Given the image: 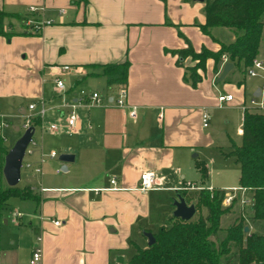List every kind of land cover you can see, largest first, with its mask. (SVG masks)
Wrapping results in <instances>:
<instances>
[{
	"label": "crops",
	"instance_id": "crops-1",
	"mask_svg": "<svg viewBox=\"0 0 264 264\" xmlns=\"http://www.w3.org/2000/svg\"><path fill=\"white\" fill-rule=\"evenodd\" d=\"M203 5L199 0H0L1 117L6 123L7 119L14 121L15 131H20L19 125L24 131L26 117L38 113L43 102L40 125L60 124L53 132L42 130L40 125L34 127L35 131L40 129V139L34 140L26 160L31 166L26 169L37 173L36 168L41 169L40 189L32 188L38 201L20 200L27 224H34L35 229L25 243L22 233L1 236L0 264H30L38 235L42 238L39 264L123 263L118 256L131 242L136 243L142 231L152 233L172 216L171 203L166 216L164 211L154 212L155 196L171 199L181 190L186 203L194 204L197 191L185 188L194 180L189 169L202 188L235 187H208L195 167L197 162L204 163L199 159V148L213 143L208 124L201 125L200 103L211 100L207 94L216 93L211 82L219 70L213 73V62L207 59L204 71H199L201 80L192 87L183 79L188 58L177 66L176 55L170 52L191 39L190 26L198 28L195 23L204 22ZM31 6L36 11H30ZM36 22H42L38 32L32 30ZM211 39L214 51L218 43ZM225 39L230 40L231 35ZM126 59V105L119 107L112 102L116 85L107 88L99 65ZM64 65L70 67L69 72L55 71ZM57 76L67 80L63 93L56 89ZM99 79L104 81L103 91L91 87ZM237 83L242 85L243 79ZM80 85L97 91L103 103L78 106V129L68 133L64 118L60 119L66 110L63 101L65 105L75 102ZM30 104H34L33 110H29ZM3 128L1 145L5 141ZM52 151L55 156H51ZM194 151L199 154H191ZM63 153L73 154V160L57 161ZM2 165L0 155V175ZM62 165L67 169L63 173ZM43 169H47L45 173ZM143 171L155 173L154 188L137 189ZM112 178L115 183H111ZM21 179L22 175L19 182ZM19 182L20 187L30 186ZM54 220L61 224L55 225Z\"/></svg>",
	"mask_w": 264,
	"mask_h": 264
},
{
	"label": "trees",
	"instance_id": "trees-1",
	"mask_svg": "<svg viewBox=\"0 0 264 264\" xmlns=\"http://www.w3.org/2000/svg\"><path fill=\"white\" fill-rule=\"evenodd\" d=\"M204 22L195 25L200 32L210 36L214 27L226 29L231 39L221 41L216 38L218 48L214 51L203 46L194 50L185 39L186 45L170 52L176 55L175 65L182 66L185 59L193 65L184 66L183 79L194 87L201 80L205 61L212 60V71L217 74L224 57L226 62L237 67L243 74L256 57L264 59V0H203ZM100 74L105 78L107 88L126 84L129 60L99 65ZM39 116H33L29 124L38 126ZM240 143L231 144L226 156H230L239 166L238 186L250 196V214L247 221L257 229L250 230L237 217L225 228L220 225L221 216L236 204V199L227 207H222L224 189L201 188L197 191L195 207L204 208L205 214L196 219L183 221L170 216L156 231L152 232L153 243L145 247H135V253L125 264H264V111L244 108L241 111ZM7 153L0 144L3 164ZM195 167L200 179L207 177L203 162ZM184 196V192L177 190ZM37 200L36 192L29 185L22 187H0V208L10 198ZM247 227L244 232L243 228Z\"/></svg>",
	"mask_w": 264,
	"mask_h": 264
},
{
	"label": "rangeland",
	"instance_id": "rangeland-1",
	"mask_svg": "<svg viewBox=\"0 0 264 264\" xmlns=\"http://www.w3.org/2000/svg\"><path fill=\"white\" fill-rule=\"evenodd\" d=\"M193 3H195V5H199L202 2ZM225 32L227 34H225ZM220 34L223 36L221 38V41H228L227 39H225L229 38L230 35H228L227 30L218 27L210 29V35L212 37H219ZM189 35L191 39H188V42L194 50L198 49L201 44H203V47L207 49H213L214 42L212 41L211 37L208 35H203V33L200 32L199 28H194L190 26ZM193 64L194 62L189 60V63L187 65ZM220 70L221 65L219 67V72ZM207 72H209L208 68H206L205 73L207 74ZM214 79L215 77H213L211 83L213 88L217 87L216 93H214L212 96L210 94H207V99L211 100H203L204 102L200 103V107L203 109V111H208L207 124L209 126L208 128H210L211 130L213 143H208L207 145L206 143H204L201 148H199V159H202L208 168V175L205 180V184L208 187H215L221 185H232L236 187V185H238L239 166L232 157L226 156L225 153L228 152V145H230V143L234 145H238L240 143V135L238 133V129L240 127L241 122L242 107L249 106V101L252 99V93L254 89L262 88L263 78L260 75L255 77H249L246 75V73L242 74L237 67H233V69H231L221 81L214 84ZM242 79V85H238L237 82ZM62 80L64 84H67V80L64 77L62 78ZM91 87H96L98 90L103 91L105 88L104 81L99 79L97 80V84L92 85ZM78 88V91L89 90V88L85 85H80V87ZM226 94H229L232 97L230 103L219 105L217 102V96ZM212 98H214L216 101V108L212 107ZM7 120V126L4 127L2 131L5 137V141L2 142V146L4 148H7L14 141V138L17 134L23 132L22 125H19L20 131H15L13 129L14 121H12L11 119ZM40 133V129L36 128V131L33 135V139L39 141ZM191 154L197 155L199 153L194 151ZM28 157L29 154H26L23 159L24 164L26 160H28ZM56 160L60 161L58 157L56 158ZM24 164L21 167L22 179L19 182V185L30 183V186L32 188L36 190L40 189V173L28 171ZM46 170L47 169H43V173H45ZM189 171V173H191L190 175H192V178L194 179L192 183L195 186H198L197 179L193 176L192 169H189ZM60 172L63 173L61 170ZM48 176L49 175H45V177ZM52 177L56 178L55 175H53ZM185 178L188 179L190 177H187L186 175ZM6 186L7 182L4 176L0 175V187L5 188ZM235 187H230V189H236ZM235 194L237 198L243 197L244 199H247L248 204H244L243 206L234 205L229 207L227 213L221 216V227L225 228L230 223H232V221H234L237 217H242L244 219L243 222L247 225L248 229H257V226L249 223L246 219V217L250 214L249 206L251 204L248 192L245 190H236ZM191 195H193L192 192ZM170 198L172 199V196ZM171 199L165 198V196L163 197L162 195H160L159 197L155 196V198H153L154 212L156 213L157 210H161V212L164 211L162 215L166 216V212L169 208L168 204L171 203ZM195 210L196 214L191 217L192 220L196 219L198 214H205V210L203 208L195 207ZM16 212L21 213L22 217L18 218L17 221H13V214ZM5 219L7 220V222H5ZM34 227V224L32 227L27 224V217L25 215L24 208L21 207L20 199L16 197L10 198L8 203L0 208V237L16 236L19 233H22L21 240L25 243L27 238L29 239L31 237V233L33 232V229H35ZM140 234L141 236L136 237V243L140 247H142L144 246L145 241L142 236V233ZM22 251L23 243H21L20 245V253ZM135 251V247L130 243L127 249L122 253V255L118 256L119 258L123 259V263L119 264H125L129 260V258L135 253Z\"/></svg>",
	"mask_w": 264,
	"mask_h": 264
},
{
	"label": "built area",
	"instance_id": "built-area-1",
	"mask_svg": "<svg viewBox=\"0 0 264 264\" xmlns=\"http://www.w3.org/2000/svg\"><path fill=\"white\" fill-rule=\"evenodd\" d=\"M30 11H36V8L31 6L30 7ZM42 22H36L32 25V30L34 32H38L41 28ZM226 62L225 58L223 57L221 60V67L223 65V63ZM55 71H58L59 74H64L70 71V67L69 66H61V67H57L55 69ZM245 73L247 76L249 77H255V76H262L263 78V85L262 88L260 90V93L258 96H252V99L249 101V106L247 107H242V110L244 108H248V109H252V110H256V111H264V59L262 57H256L252 60V64L246 68ZM55 86L56 89L59 91V93H63L65 91V84L63 82V80L60 77H56L55 78ZM126 96H127V89H126V85L125 84H119L115 86L114 89V95H112V102L119 106V107H124L126 105ZM232 99L231 95L226 94V95H218L217 96V102L219 105H222L224 102L230 101ZM65 102L63 101V106H66V110H63L61 112V118H64L65 120V129L68 133H73L78 129L79 126V114L77 112V107L78 106H85L87 108L89 107H93V106H97V105H101L103 103V98L102 95H100L97 91L94 90H80L77 94V97L75 99V102H70L68 104H64ZM29 110H33L34 109V104H30L28 106ZM45 112V108H44V103L42 102V107L40 109V111L38 113H36L33 116H39L41 119L44 115ZM130 115H135V109H132L130 111ZM33 116H27L26 117V122H25V127H27L30 122L31 117ZM207 119H208V114L203 111L201 113V125L203 127H205L207 125ZM7 123L2 119L1 114H0V129L3 127H6ZM41 129L44 131H57L60 128V124L57 122L54 123H50L48 125H44L41 124L40 125ZM35 146V142L34 139L32 137L31 141L29 142L27 148L25 149V154H30L33 150V147ZM51 156H55L56 153L55 151H52ZM24 159V158H23ZM24 164V162H22V165ZM25 167H30L31 164L30 163H26L25 162ZM36 170L39 172L41 169L40 168H36ZM1 173V170H0ZM155 180H156V175L153 171H143L140 173L139 175V182H138V186L137 189L140 191H146L149 189L154 188V184H155ZM111 183H115V178H112ZM185 188L188 189H194L196 191H198L199 189H201L202 187L200 186H195L192 183H186L185 184ZM208 190H211L209 188H206ZM236 190H242V188L238 187L236 189H229V190H224V195L222 198V206H229L232 204L233 200L236 199V204L238 206H243L244 204H248V200L244 199L243 197L237 198L235 191ZM22 216L21 213H14L13 214V221H17L18 218H20ZM55 225H59L61 224L60 220H54L53 221ZM41 235H38L35 237L34 240V246L32 248L31 251V257L29 260L30 264H39L40 260H41V255H42V247H41Z\"/></svg>",
	"mask_w": 264,
	"mask_h": 264
},
{
	"label": "water",
	"instance_id": "water-1",
	"mask_svg": "<svg viewBox=\"0 0 264 264\" xmlns=\"http://www.w3.org/2000/svg\"><path fill=\"white\" fill-rule=\"evenodd\" d=\"M203 1V0H199ZM232 67V64L229 62H224L220 72L215 78V82L222 80L227 71ZM259 95V89L256 90V93L253 96ZM35 128L32 125H28L21 136L14 142L12 147L7 150V153L4 156L3 165H2V175L4 176L8 186H16L21 177V167L25 154V149L27 148L29 142L31 141L34 135ZM74 158L73 154L63 153L59 156V160L63 162L72 161ZM66 166L62 165L61 171H66ZM172 211L171 215L177 219L188 221L194 215L195 207L193 203H186L183 196H181L177 191L174 193V196L171 199ZM243 231H247V227L243 228ZM142 234L146 238V245L153 243L154 239L149 231H142ZM120 262L123 261L122 258L118 259Z\"/></svg>",
	"mask_w": 264,
	"mask_h": 264
}]
</instances>
